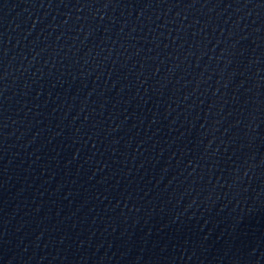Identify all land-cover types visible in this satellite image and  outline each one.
<instances>
[{
    "label": "water",
    "instance_id": "water-1",
    "mask_svg": "<svg viewBox=\"0 0 264 264\" xmlns=\"http://www.w3.org/2000/svg\"><path fill=\"white\" fill-rule=\"evenodd\" d=\"M0 264H264V0H0Z\"/></svg>",
    "mask_w": 264,
    "mask_h": 264
}]
</instances>
